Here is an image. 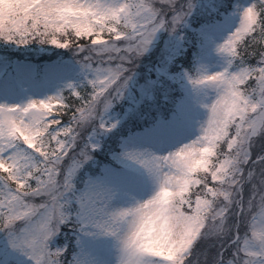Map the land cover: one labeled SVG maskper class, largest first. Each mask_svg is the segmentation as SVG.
I'll list each match as a JSON object with an SVG mask.
<instances>
[{
  "label": "snow or ice",
  "instance_id": "snow-or-ice-1",
  "mask_svg": "<svg viewBox=\"0 0 264 264\" xmlns=\"http://www.w3.org/2000/svg\"><path fill=\"white\" fill-rule=\"evenodd\" d=\"M161 33L157 76L133 98ZM0 43L67 49L79 66L52 95L0 103V264H264V0H0ZM193 43L222 70L170 72ZM184 79L207 110L194 138L187 99L166 115ZM17 86L0 79V93ZM146 118L106 149L122 121Z\"/></svg>",
  "mask_w": 264,
  "mask_h": 264
},
{
  "label": "rangeland",
  "instance_id": "rangeland-1",
  "mask_svg": "<svg viewBox=\"0 0 264 264\" xmlns=\"http://www.w3.org/2000/svg\"><path fill=\"white\" fill-rule=\"evenodd\" d=\"M249 2L250 0H236L235 4L246 5ZM237 19L238 16L236 17V20ZM226 36L227 32L219 37L218 42H222ZM58 38L63 41L62 37L59 36ZM198 48L200 51L199 44ZM198 58L196 68L203 66L209 74L222 70V67L225 64L224 57L218 54L214 48L209 49L208 53L203 57H201L200 53ZM65 66H67V68H65ZM43 68L45 69V73L40 76L38 68L31 64H16L10 71L5 69V67H0V79L13 80L16 81L18 85L14 94L8 95L0 93V103H26L30 99H42L45 96L54 94L68 79H76L79 75V66L75 64L53 63L45 65ZM183 72L184 71H181L175 74H182ZM176 83H178L185 91V96L180 103L187 99L191 105L189 137L194 138V136L198 134L199 123L207 117V110L197 103V100L203 97V93H200V96L198 97L196 91L186 79L182 82ZM207 92L209 96H211L213 90L208 89ZM55 107L56 105L54 103L53 111ZM175 111L176 107L169 115L170 118ZM154 150L167 151V148L162 149L156 147ZM101 244L104 249H107L109 246L107 241H102ZM104 258L106 260L114 261V250L104 256Z\"/></svg>",
  "mask_w": 264,
  "mask_h": 264
},
{
  "label": "trees",
  "instance_id": "trees-1",
  "mask_svg": "<svg viewBox=\"0 0 264 264\" xmlns=\"http://www.w3.org/2000/svg\"><path fill=\"white\" fill-rule=\"evenodd\" d=\"M73 42H80V43H87L88 41H86L85 39H79L77 40L75 37H72L71 39ZM37 44H31V45H28V46H24L22 48H18V53L19 54H24L25 51L30 54H35L33 53L32 50L36 51V53H38V49H37ZM1 48H3V51H8V44L6 43H1L0 44ZM159 47H160V42H158L155 47L150 51V53H148L142 60L141 62L139 63V66L137 67L136 71L137 73L140 75V76H144L145 77V74H143V72L145 71V69L148 67V66H153L154 62H156V57L159 53ZM16 50V48H15ZM10 52V50L8 51ZM62 53H70L72 56H73V53L70 51V52H67V51H63ZM66 97H68V99L66 100V103L68 104H79V100H77V98H75L74 96H69V94L66 92ZM71 115V112L69 111V109L65 108L62 112H61V116L64 120H68L69 117Z\"/></svg>",
  "mask_w": 264,
  "mask_h": 264
}]
</instances>
